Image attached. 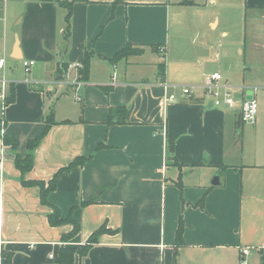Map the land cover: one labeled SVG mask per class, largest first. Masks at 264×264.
<instances>
[{
	"label": "crops",
	"instance_id": "crops-1",
	"mask_svg": "<svg viewBox=\"0 0 264 264\" xmlns=\"http://www.w3.org/2000/svg\"><path fill=\"white\" fill-rule=\"evenodd\" d=\"M245 1L264 9V0ZM203 2L215 0H79L66 45L56 0H0V59L14 88L2 133L25 156L44 118L52 112L55 122L24 176L0 137V248L12 264H58L61 246L80 249L101 226L74 264H264V120L242 123L241 99L234 109L206 99L193 62L200 49L182 20ZM127 45L134 52L113 61ZM180 83L191 97L181 99ZM120 107L123 118L108 116ZM77 158L83 164L61 172L48 195L62 219L71 213L79 224L64 242L72 225L50 226L52 208L22 181L47 185Z\"/></svg>",
	"mask_w": 264,
	"mask_h": 264
},
{
	"label": "rangeland",
	"instance_id": "rangeland-1",
	"mask_svg": "<svg viewBox=\"0 0 264 264\" xmlns=\"http://www.w3.org/2000/svg\"><path fill=\"white\" fill-rule=\"evenodd\" d=\"M245 3V0L203 2L185 12L182 20L185 27L191 28V40L200 49L193 62L204 77L201 86H205L206 78L217 71L222 76L220 84L231 87V97L236 101L242 99L243 89L255 88L257 117L263 121L264 9L247 8ZM211 21L218 22L215 28ZM182 86L185 85L180 83L175 88L179 90ZM206 99L212 100L207 95Z\"/></svg>",
	"mask_w": 264,
	"mask_h": 264
},
{
	"label": "trees",
	"instance_id": "trees-1",
	"mask_svg": "<svg viewBox=\"0 0 264 264\" xmlns=\"http://www.w3.org/2000/svg\"><path fill=\"white\" fill-rule=\"evenodd\" d=\"M51 1V0H49ZM79 0H56V3L60 6L66 9V15H65V28L63 33V40L64 42L68 43V39L70 36V18L72 15V5L74 2H77ZM87 1V0H82ZM134 52L132 50L131 45H127L124 49L119 51L114 58L112 59L117 60L120 58L127 57L128 55L132 54ZM88 54L86 53L82 62V69L80 70L79 74L81 78H86L88 74ZM14 101V88L13 83H9L8 90H7V97L4 103V107L8 106ZM125 108L120 107L117 109H113L109 111V117L111 118L115 113H120L123 116L125 115ZM51 112V111H50ZM120 122H123V120H120ZM53 121V115L52 112L44 118V129L43 131L35 138L28 140L26 143V154L25 156H21L17 153L18 150V141L15 138H12L4 133H2V129L5 126L4 117H3V111L0 109V137L2 140V143L4 146H9L13 152L15 153L14 157V166L15 168L20 172L21 176H24L26 173H28L33 166V157L32 152L34 148L37 147V145L40 143V141L43 139V137L48 132L49 128L54 124ZM168 152L170 154L173 153V144L168 145ZM173 159V158H172ZM84 162L83 158H77L75 159L67 168L61 169L50 181L47 185H45L43 182H34V181H22V184L26 187H32L37 186L39 188V194H40V202L42 205L52 208V212L48 214L47 220L50 226L52 227H58L62 226L64 224H70L72 225V230L64 235L63 240L64 242L68 241L69 239L73 238L79 231V224L74 221V219L71 216V213L66 217L65 219H62L61 213L58 208H56L54 205L49 203L48 201V195L50 192H52L55 188L56 178L57 176L74 166H80ZM178 166V169L181 171L182 165L176 164ZM220 172V170H219ZM181 176V173L179 174ZM181 180L180 177L177 179V185L180 186ZM201 202V201H200ZM201 204V203H200ZM72 211V210H71ZM182 221L181 219L178 222V226L176 229V235H175V246L179 247L181 245V239H182ZM106 229L101 226L97 231H95L87 240V243L80 249L75 248H69L61 246L58 253V264H74V257L75 255H78L79 257H84L88 253L90 247L93 243L96 242V238L99 234L106 232ZM0 258H3L5 261V264H12V256L9 252L4 251L0 248ZM174 264L175 260H174Z\"/></svg>",
	"mask_w": 264,
	"mask_h": 264
},
{
	"label": "built area",
	"instance_id": "built-area-1",
	"mask_svg": "<svg viewBox=\"0 0 264 264\" xmlns=\"http://www.w3.org/2000/svg\"><path fill=\"white\" fill-rule=\"evenodd\" d=\"M23 67L28 70L29 67L33 65V62L24 61L22 63ZM5 66V61L0 59V109L4 111V103L7 97V90L9 81L3 75V70ZM222 76L219 72L212 73L206 81V85L202 87L205 95L212 98L211 105L213 107H226L229 109H234L237 106V101L231 97V87L228 84L221 85ZM164 88H168V85L161 84ZM181 92V99H186L191 97L194 89L192 87L182 86L179 87ZM243 89L242 99L239 106V119L244 124H254L257 116V104L254 99V92L256 89ZM248 92H250V99H247ZM176 98L174 95H169L166 101H174ZM249 253L248 249L242 250V255H247ZM244 260H242V264Z\"/></svg>",
	"mask_w": 264,
	"mask_h": 264
},
{
	"label": "water",
	"instance_id": "water-1",
	"mask_svg": "<svg viewBox=\"0 0 264 264\" xmlns=\"http://www.w3.org/2000/svg\"><path fill=\"white\" fill-rule=\"evenodd\" d=\"M247 99H250V92H248V96ZM218 175H216L210 182L211 186H218L219 185V181H218Z\"/></svg>",
	"mask_w": 264,
	"mask_h": 264
}]
</instances>
